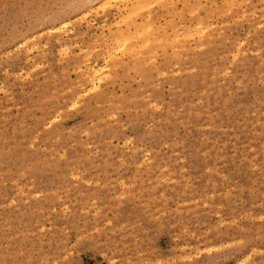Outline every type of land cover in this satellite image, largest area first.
Instances as JSON below:
<instances>
[{"label": "rangeland", "instance_id": "374dc122", "mask_svg": "<svg viewBox=\"0 0 264 264\" xmlns=\"http://www.w3.org/2000/svg\"><path fill=\"white\" fill-rule=\"evenodd\" d=\"M0 264H264V0H0Z\"/></svg>", "mask_w": 264, "mask_h": 264}]
</instances>
